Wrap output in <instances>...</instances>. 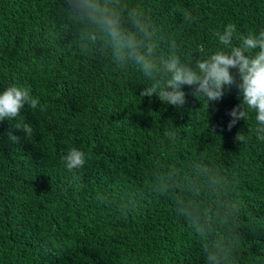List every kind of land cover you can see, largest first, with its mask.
<instances>
[{"label":"trees","instance_id":"obj_1","mask_svg":"<svg viewBox=\"0 0 264 264\" xmlns=\"http://www.w3.org/2000/svg\"><path fill=\"white\" fill-rule=\"evenodd\" d=\"M61 2L0 0V91L15 84L39 98L37 108L21 110L31 138L15 121H0V264H204L188 222L144 187L157 156L179 166L202 159L228 179L239 208L235 264H264V141L254 113L228 130L240 103L235 84L210 102L208 117L188 85L179 108L140 97L148 82L138 70L119 71L107 57L85 59L71 47ZM129 2L176 32L184 52L223 48L213 33L228 23L243 34L264 28V0ZM183 10L196 17L190 26L182 27ZM173 128L175 141L164 135ZM238 132L246 141L234 139ZM70 147L86 153L78 180L61 160ZM133 193L134 206L120 211Z\"/></svg>","mask_w":264,"mask_h":264},{"label":"clouds","instance_id":"obj_2","mask_svg":"<svg viewBox=\"0 0 264 264\" xmlns=\"http://www.w3.org/2000/svg\"><path fill=\"white\" fill-rule=\"evenodd\" d=\"M61 6L76 53L85 59L94 54L107 57L119 71L138 70L148 82L140 97L155 95L161 102L179 108L185 103L182 87L188 85L197 100L203 98L207 111L210 102L220 100L235 84L240 103L228 113V130L254 113L256 138L264 141V28L243 34L228 23L223 31L213 33L223 48L205 53L200 46L184 52L177 33L157 25L140 4L129 0H62ZM182 19L183 27L190 26L196 17L183 10ZM193 53L198 55L194 57ZM25 103L31 109L39 105V98L27 87L12 84L0 91V121H15L12 126L28 139L34 129L21 115ZM209 130L215 134V126ZM8 135L12 142H19L20 137L11 131ZM164 135L175 141L177 133L173 128ZM234 139L244 142L247 138L238 132ZM61 160L78 180L79 170L87 162L86 153L70 147ZM144 187L148 193L171 201L177 216L188 222L199 237L204 264H235L239 208L229 198V181L218 169L202 159L179 166L157 156L145 173ZM106 198L98 197L101 201ZM134 204L135 193L121 200L117 208L124 211Z\"/></svg>","mask_w":264,"mask_h":264}]
</instances>
